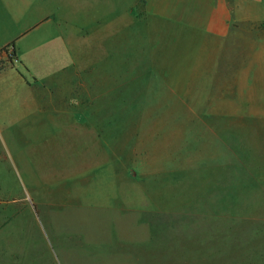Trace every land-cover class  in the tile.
Returning <instances> with one entry per match:
<instances>
[{"label": "rangeland", "instance_id": "1", "mask_svg": "<svg viewBox=\"0 0 264 264\" xmlns=\"http://www.w3.org/2000/svg\"><path fill=\"white\" fill-rule=\"evenodd\" d=\"M70 1L60 0L83 31L104 20L98 40L83 32L80 48L87 59L91 48L102 53L104 96L67 102L98 104L93 124L111 126L115 153L91 167L99 145L82 137L96 127H75L60 100L70 76L48 77L30 53L37 38L23 41V56L53 90L29 93V119L0 127V264H264V45L252 76L240 79L254 56L243 28L237 54L230 48L214 74L203 73L193 62L201 40L147 30L142 0H93L96 11ZM253 1L264 18V0ZM169 141L176 161L163 159ZM77 166L83 175L59 176Z\"/></svg>", "mask_w": 264, "mask_h": 264}, {"label": "crops", "instance_id": "2", "mask_svg": "<svg viewBox=\"0 0 264 264\" xmlns=\"http://www.w3.org/2000/svg\"><path fill=\"white\" fill-rule=\"evenodd\" d=\"M52 1L55 4L57 2V6L54 7ZM86 1H91V6L96 11V3L93 4V0H72L70 4L81 5L82 2ZM142 1L146 13L147 23L145 26H147V30L150 29L152 32L167 28L177 31L184 30L186 37H188V43L201 40L199 44L201 52L197 54L193 62L201 65L203 73L214 74L213 64H217V61L224 59L230 48L231 50L234 49V55L237 54L239 44L242 41L241 32L244 28L249 32V37L252 39H249L250 42L246 40L244 47H248L250 52L253 50L254 56L252 60L247 62V70H243L240 64L241 69L237 74H239L240 79H242L243 71L246 76H252V68L258 63L257 58H255V50L258 46L264 45V40L259 38V32L264 31L262 27L264 18L258 19L255 15L254 11H262L257 9L260 6L256 2L253 0ZM63 5L60 0H18V2L16 0H0V67H2L0 69V127L19 125L29 119V111L36 105L29 103V93H39L41 91L43 94H47V92L53 90V88H50L51 85H48L47 78H43L38 74L33 64L21 52L20 44L23 41H31L35 38H37L36 42L29 46L30 53L36 55L42 65L49 71L48 77L69 75L71 78L67 84L69 93L60 97V100L66 103L64 105L67 106L65 109L74 113L68 116L71 118L70 122L81 129L86 128L88 125L95 126L92 118H94V113L101 110L98 104L83 105L81 102L68 103L67 100L70 101L71 96L74 95L88 94L100 98L104 96V92L99 93L96 90V76L99 73L97 61L100 60L102 53L98 49L92 51L93 48H91L87 59L83 57L80 51L82 44H87V39L83 37L82 33L89 32L90 39L95 38L94 40H98L97 34L98 31H103L104 27L102 26L104 23L101 21L104 20L97 16L94 19L97 23L96 29L91 28L83 31L82 25H77L75 19L66 13V8H63ZM116 20L117 18H112L110 22H107V28L109 29L110 25H114ZM127 21L129 23V16ZM45 33H48V36H40ZM94 40H91L90 43ZM12 42H16L14 51L16 56L13 57L11 62L10 56L13 49L7 48V46ZM83 63L89 64L90 71L88 74L82 72ZM217 73L220 72L217 71ZM246 76L244 79H246ZM87 80L92 86L90 90V87L88 88L83 83ZM41 108L43 109V106ZM95 127L96 130L93 136H83L82 139L85 141L93 139V143L99 145L95 153L91 154L93 157L91 167L97 169L102 165H106L105 160L108 153L110 152V155L114 154L115 149L114 138H111L108 131L111 126L99 125ZM206 127L211 126L207 125ZM119 143L124 145L123 138L120 139ZM169 143L171 142L169 141L164 145V149H168L169 153L163 159L168 157L167 159L172 158L176 161V155L179 153L176 149L173 151L167 145ZM128 144L127 141L125 145L128 146ZM119 155L126 157L123 150ZM127 161H129V156H127ZM166 167L167 165H163L162 168ZM83 168V166H77L75 170L66 171L59 176L64 180L69 177L80 176L83 175L82 172L85 170ZM159 169H161L159 166L150 169L149 174L154 175ZM121 173L123 176V170ZM128 173L129 169L127 167ZM45 174L48 175L46 176L47 181L52 182L57 179V177L51 176L50 172H45Z\"/></svg>", "mask_w": 264, "mask_h": 264}, {"label": "trees", "instance_id": "3", "mask_svg": "<svg viewBox=\"0 0 264 264\" xmlns=\"http://www.w3.org/2000/svg\"><path fill=\"white\" fill-rule=\"evenodd\" d=\"M15 44H16V42H12L9 46H7V48H12V49H13L12 55L10 56V60H11V62L13 61V57L16 56V55L14 54V51H15ZM0 69H2V67H0Z\"/></svg>", "mask_w": 264, "mask_h": 264}]
</instances>
